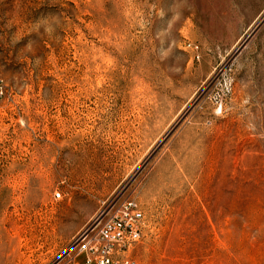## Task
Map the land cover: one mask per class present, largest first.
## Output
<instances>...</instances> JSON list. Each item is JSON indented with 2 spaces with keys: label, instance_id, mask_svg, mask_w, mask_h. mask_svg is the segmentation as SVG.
I'll return each instance as SVG.
<instances>
[{
  "label": "rangeland",
  "instance_id": "rangeland-1",
  "mask_svg": "<svg viewBox=\"0 0 264 264\" xmlns=\"http://www.w3.org/2000/svg\"><path fill=\"white\" fill-rule=\"evenodd\" d=\"M128 200L137 264H264V0H0V264Z\"/></svg>",
  "mask_w": 264,
  "mask_h": 264
},
{
  "label": "built area",
  "instance_id": "built-area-1",
  "mask_svg": "<svg viewBox=\"0 0 264 264\" xmlns=\"http://www.w3.org/2000/svg\"><path fill=\"white\" fill-rule=\"evenodd\" d=\"M189 48L199 50L197 46ZM55 196L61 198L59 193ZM145 227L142 208L133 200L125 201L109 220L95 229L94 237L85 236L81 250L85 259L81 264H137L133 256L145 237Z\"/></svg>",
  "mask_w": 264,
  "mask_h": 264
}]
</instances>
